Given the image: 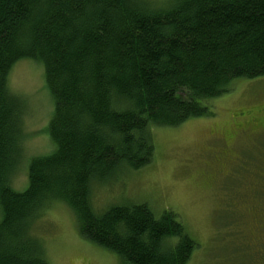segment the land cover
I'll use <instances>...</instances> for the list:
<instances>
[{
  "label": "trees",
  "instance_id": "trees-1",
  "mask_svg": "<svg viewBox=\"0 0 264 264\" xmlns=\"http://www.w3.org/2000/svg\"><path fill=\"white\" fill-rule=\"evenodd\" d=\"M22 59L44 66L54 148L30 158L17 190L22 110L8 77ZM261 77L264 0H0V264H50L33 230L55 201L126 264H188L198 244L175 211H98L92 184L150 165L154 128L215 116L237 81Z\"/></svg>",
  "mask_w": 264,
  "mask_h": 264
},
{
  "label": "rangeland",
  "instance_id": "rangeland-1",
  "mask_svg": "<svg viewBox=\"0 0 264 264\" xmlns=\"http://www.w3.org/2000/svg\"><path fill=\"white\" fill-rule=\"evenodd\" d=\"M8 84L21 102L22 158L13 184L24 190L30 158L54 148L48 131L54 101L36 60L16 62ZM214 103L215 116L154 128L152 163L93 183L91 202L98 211L131 203H146L156 214L175 211L198 244L188 264H264V126L252 128L251 120L264 125V77L237 81ZM33 232L50 264H126L85 238L63 202L52 203Z\"/></svg>",
  "mask_w": 264,
  "mask_h": 264
},
{
  "label": "flooded vegetation",
  "instance_id": "flooded-vegetation-1",
  "mask_svg": "<svg viewBox=\"0 0 264 264\" xmlns=\"http://www.w3.org/2000/svg\"><path fill=\"white\" fill-rule=\"evenodd\" d=\"M239 126V125H238ZM264 125L261 123L259 125H257L255 128H260V127H263ZM224 134V133H223ZM224 136V135H223ZM226 138L228 139V137L226 136Z\"/></svg>",
  "mask_w": 264,
  "mask_h": 264
}]
</instances>
